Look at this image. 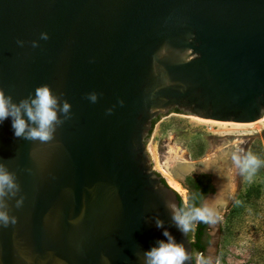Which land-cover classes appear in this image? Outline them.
<instances>
[{"label": "water", "instance_id": "1", "mask_svg": "<svg viewBox=\"0 0 264 264\" xmlns=\"http://www.w3.org/2000/svg\"><path fill=\"white\" fill-rule=\"evenodd\" d=\"M41 86L52 140L0 124L16 185L0 196V264H143L165 230L196 264L147 141L171 113L264 117V0H0V90L19 104Z\"/></svg>", "mask_w": 264, "mask_h": 264}, {"label": "rangeland", "instance_id": "2", "mask_svg": "<svg viewBox=\"0 0 264 264\" xmlns=\"http://www.w3.org/2000/svg\"><path fill=\"white\" fill-rule=\"evenodd\" d=\"M147 152L164 182L163 174L169 173L179 185L175 191L183 203L187 190L182 183L187 177L208 174L209 165L226 168L228 201L217 207L212 236L196 264H264V117L251 124H229L171 113L154 125ZM248 154L261 163L255 172L242 173L233 157L243 160ZM176 166L182 168V182L172 173Z\"/></svg>", "mask_w": 264, "mask_h": 264}, {"label": "clouds", "instance_id": "3", "mask_svg": "<svg viewBox=\"0 0 264 264\" xmlns=\"http://www.w3.org/2000/svg\"><path fill=\"white\" fill-rule=\"evenodd\" d=\"M92 99L94 100L95 96ZM56 106L57 99L48 86L37 88L34 98L22 100L19 104L14 103L11 96L0 90V124H3L5 120H10L13 135L16 138L23 137L28 140L47 142L53 139L55 127L59 123ZM68 110L69 105L65 103L63 111L67 113ZM233 159L242 173L255 172L261 163L251 154H248L243 160L236 156ZM15 186L12 174L0 165V196L5 195V189H11ZM219 203L218 194L212 201L204 200L200 207L188 205L186 210L174 211L172 219L182 233H187L196 222L214 223ZM168 207L173 208L174 206L168 205ZM0 221H3L7 226L8 216L6 213L0 212ZM156 227L162 228V222L157 220ZM162 235L166 240L158 241L156 246L144 252L143 264H185L188 256L183 246L177 244L167 230Z\"/></svg>", "mask_w": 264, "mask_h": 264}, {"label": "flooded vegetation", "instance_id": "4", "mask_svg": "<svg viewBox=\"0 0 264 264\" xmlns=\"http://www.w3.org/2000/svg\"><path fill=\"white\" fill-rule=\"evenodd\" d=\"M216 165H212L210 169H208L207 173H202L200 175L187 177L183 181V186L187 190V200L184 203L185 206H188L190 202H192V205L196 207H200L202 202L211 194H213L211 197L206 199L207 201H212L216 198V196L219 194L220 197V203L218 206L223 207L225 205V201H228L227 199V174H224L226 171V168L217 169ZM226 186V187H225ZM215 192V193H214ZM218 212V210H217ZM200 222H196L194 227L192 228L191 235L195 232V230L198 229ZM202 235L200 237V242L204 246L203 254L201 253H194L196 256L203 257L206 251V245L208 240L212 235H210V228L211 225L213 226L214 223H206L202 222ZM188 235V232H187ZM193 250V249H192Z\"/></svg>", "mask_w": 264, "mask_h": 264}, {"label": "trees", "instance_id": "5", "mask_svg": "<svg viewBox=\"0 0 264 264\" xmlns=\"http://www.w3.org/2000/svg\"><path fill=\"white\" fill-rule=\"evenodd\" d=\"M157 121L154 122V125L156 124ZM153 125V127H154ZM163 183L164 180H162ZM179 199V208L180 210H186V206L184 205V203L182 202V200L178 197ZM189 205H192V202H190ZM202 222H200L199 224V227L197 230H195V232L193 233V235H191V232H192V229L188 232V238H189V241L191 242V246H192V249H193V253H201L203 254V250H204V246L202 245V243L200 242V237L202 235Z\"/></svg>", "mask_w": 264, "mask_h": 264}, {"label": "bare ground", "instance_id": "6", "mask_svg": "<svg viewBox=\"0 0 264 264\" xmlns=\"http://www.w3.org/2000/svg\"><path fill=\"white\" fill-rule=\"evenodd\" d=\"M211 166H212V165H209V168H211ZM181 170H182V168L180 167L179 169H176V171H173V170H172V172L180 173ZM163 175H164V177H166V181H167L168 185H169L172 189L178 191V190H179V185H178V184L172 179L171 176H169V173H168V174H163Z\"/></svg>", "mask_w": 264, "mask_h": 264}]
</instances>
